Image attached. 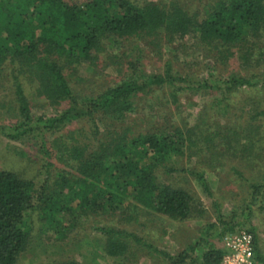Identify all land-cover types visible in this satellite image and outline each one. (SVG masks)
Returning <instances> with one entry per match:
<instances>
[{"label": "rangeland", "instance_id": "rangeland-1", "mask_svg": "<svg viewBox=\"0 0 264 264\" xmlns=\"http://www.w3.org/2000/svg\"><path fill=\"white\" fill-rule=\"evenodd\" d=\"M61 1L86 11L95 4V0ZM129 1L167 7L177 4L200 18L218 0ZM138 37L105 40L98 53L100 57L93 64L81 59L66 65L64 74L73 94L78 98L90 97L116 86L132 75L129 63H136L147 76H163L168 70L178 79L176 89L166 83L149 85L132 97L136 110L121 122L95 113L100 133L93 135L94 139L87 130L91 128L87 118L39 136L37 131H29L20 139H12L0 132V170L15 172L37 187L45 180L40 173L47 172V190L61 176L76 174L70 166L71 159L65 165L64 158L55 152L60 139L69 146L74 139H80L81 147H89L85 153L100 140H106L105 135L113 128L120 134L124 132L126 141L139 134L159 136L167 132L181 152L170 158L173 171L165 173L159 167L154 173L158 182L183 188L194 196L190 215L171 218L127 197L115 204L116 209L75 218V225L69 224L67 215L64 235L46 224V220L36 221L30 215L27 222L34 221V228L14 264L55 260L79 264H173L176 259L172 263L163 253L175 258L183 251L181 264H202L207 249L221 247V231L227 227L249 230L256 247L264 252V85L222 91L215 84L231 74L248 77L264 70V32L254 38L252 59L243 62L238 54L219 61L213 55V44L198 41L192 31L184 36L161 35L153 45L149 35ZM95 54L93 51L91 56ZM15 82L21 84L27 118L16 99ZM197 83L202 85L192 87ZM187 84L192 85L189 88ZM207 84L211 88L204 86ZM43 97L34 82L16 72L14 64L8 60L0 64V126H12L20 120L28 128L31 120L55 117L67 106L65 102L59 106L50 104ZM44 163L47 168H42ZM105 228L124 232L118 235L128 245L122 256L111 257L105 252ZM130 233L133 238L126 235ZM192 246L193 249L189 248Z\"/></svg>", "mask_w": 264, "mask_h": 264}, {"label": "trees", "instance_id": "trees-1", "mask_svg": "<svg viewBox=\"0 0 264 264\" xmlns=\"http://www.w3.org/2000/svg\"><path fill=\"white\" fill-rule=\"evenodd\" d=\"M105 1L95 0L86 11L61 0H0V64L6 60L14 64L16 72L34 82L50 104L67 103L55 117L31 120L32 126L28 128L18 120L12 126H0V132L12 139H20L29 131H37L39 136L74 120L87 118L91 126L87 130L94 139L93 135L100 133L95 125V113L121 122L136 110L132 97L149 85L166 83L176 89L178 79L168 70L163 76H147L136 63H129L132 75L116 86L95 96L76 97L64 74L65 66L81 59H88L93 64L100 57L98 53L105 40L115 42L119 38L149 35L153 38L150 45H153L161 35L184 36L192 31L198 41L213 44V55L219 61L238 54L243 62L252 59L254 38L263 36L264 32V0H218L200 18L177 4L167 7L150 2ZM215 44L219 46L214 47ZM93 51L97 55L91 56ZM14 84L16 99L27 118L21 84ZM215 84L222 91L264 85V70L248 77L231 74L227 80L219 79ZM201 85L197 83L192 87ZM204 86L211 88L209 84ZM123 133L120 134L117 128L109 130L106 140H100L85 153L89 147L87 144L81 147L80 139H74L70 146L63 139H55L54 142L58 141L55 152L64 158L65 165H69L68 159H71L70 166L76 174L61 176L59 181H52L47 190L44 188L48 183L47 172L40 173L45 180L37 187L32 180L15 172L0 170V264H14L17 255L26 247L34 228V221L27 222L30 215L35 216L36 221L46 220L45 223L55 226L61 235L66 230L63 222L67 221V215L72 217L68 218L69 224L75 225V218L89 212L116 209L115 204L127 197L171 218L183 219L190 215L194 196L183 188L158 182L154 173L162 167L165 173L173 171L170 158L181 152L175 148L169 134L145 133L126 141ZM45 167L46 163L42 168ZM102 231L106 235L105 252L111 257L122 256L128 245L118 235L124 232H115L112 228ZM234 231L227 227L221 231L222 237ZM126 235L133 238L132 233ZM163 255L172 263L176 259L173 264H181L185 252L175 258ZM221 255V247L207 249L202 264H219ZM258 259H261L259 253ZM42 264L79 263L55 260Z\"/></svg>", "mask_w": 264, "mask_h": 264}, {"label": "built area", "instance_id": "built-area-1", "mask_svg": "<svg viewBox=\"0 0 264 264\" xmlns=\"http://www.w3.org/2000/svg\"><path fill=\"white\" fill-rule=\"evenodd\" d=\"M221 249L219 264H264V252L256 249L254 236L246 229L226 233L221 238Z\"/></svg>", "mask_w": 264, "mask_h": 264}]
</instances>
